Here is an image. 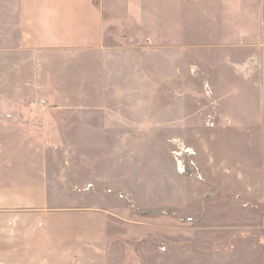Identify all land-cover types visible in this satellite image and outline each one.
Masks as SVG:
<instances>
[{"label": "rangeland", "instance_id": "obj_1", "mask_svg": "<svg viewBox=\"0 0 264 264\" xmlns=\"http://www.w3.org/2000/svg\"><path fill=\"white\" fill-rule=\"evenodd\" d=\"M107 3L102 49L20 47L14 34L4 45L0 35V196L35 207L56 263H261L240 254L238 211L207 209L185 150L193 138L232 161L249 149L236 126L204 125L217 104L241 123L256 115L264 0ZM42 97L45 108L29 103Z\"/></svg>", "mask_w": 264, "mask_h": 264}, {"label": "crops", "instance_id": "obj_2", "mask_svg": "<svg viewBox=\"0 0 264 264\" xmlns=\"http://www.w3.org/2000/svg\"><path fill=\"white\" fill-rule=\"evenodd\" d=\"M106 5L104 0H0V35H3L4 45L6 35L14 34L20 47L79 51L102 49L103 34L109 24L106 17L113 9L107 0ZM262 65L264 67V63ZM192 69L189 66V70ZM257 79V89H261V94L257 96L259 106L254 118L238 122L229 110L224 107L219 110L217 104L210 112L214 116L207 119L208 122L212 120L213 124L204 125L206 130L213 126L223 128L231 125L243 132L245 138L241 146L249 149L245 148L240 160L232 161L230 151L212 144L213 140L206 142L193 138L190 146L194 166L198 168L193 183L198 189L206 187L207 209L228 211L224 213V218L237 210V224L244 232L240 237V254L245 258L253 256L261 260L259 264H264V68ZM207 81L212 84L209 79ZM120 110L121 107H118V114L122 112ZM128 114L127 124L130 123ZM1 121L5 122L6 117L1 116L0 124ZM198 175L201 180H198ZM7 198L6 195L4 198L0 196V211H11L9 213L13 214L5 224L4 231L0 224V264H64L54 260L55 251L52 249L56 241L47 234H55L51 233L48 223L30 220L32 215L30 217L29 211L35 207L20 206L12 198ZM40 208L36 206V210ZM22 210L29 215L24 221L16 218ZM57 235L61 240H68L70 230L64 229ZM252 249L254 253H251ZM69 254L63 252L59 257L69 258Z\"/></svg>", "mask_w": 264, "mask_h": 264}, {"label": "built area", "instance_id": "obj_3", "mask_svg": "<svg viewBox=\"0 0 264 264\" xmlns=\"http://www.w3.org/2000/svg\"><path fill=\"white\" fill-rule=\"evenodd\" d=\"M208 88V85L206 86V89ZM32 106H38L39 108H44L45 107V105H46V99L45 98H40V99H38L37 101H30L29 102ZM189 151V152H191V148H188V149H186L185 151ZM176 151V153L177 154H180V151L179 150H175ZM179 152V153H178ZM177 164H178V166L180 167H182L183 168V165H182V162H181V160L180 159H177Z\"/></svg>", "mask_w": 264, "mask_h": 264}]
</instances>
